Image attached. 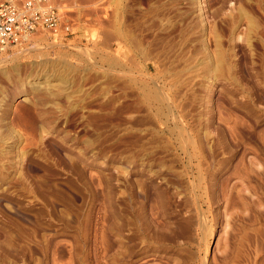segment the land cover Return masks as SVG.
I'll use <instances>...</instances> for the list:
<instances>
[{"label": "rangeland", "instance_id": "1", "mask_svg": "<svg viewBox=\"0 0 264 264\" xmlns=\"http://www.w3.org/2000/svg\"><path fill=\"white\" fill-rule=\"evenodd\" d=\"M53 1L72 32L0 54V264H264V0H128L129 49Z\"/></svg>", "mask_w": 264, "mask_h": 264}, {"label": "built area", "instance_id": "2", "mask_svg": "<svg viewBox=\"0 0 264 264\" xmlns=\"http://www.w3.org/2000/svg\"><path fill=\"white\" fill-rule=\"evenodd\" d=\"M53 0H0V54L19 45L34 33L72 32Z\"/></svg>", "mask_w": 264, "mask_h": 264}, {"label": "bare ground", "instance_id": "3", "mask_svg": "<svg viewBox=\"0 0 264 264\" xmlns=\"http://www.w3.org/2000/svg\"><path fill=\"white\" fill-rule=\"evenodd\" d=\"M112 1H114V0H112ZM131 1V0H130ZM163 1V0H162ZM177 1V0H176ZM102 2V7H101V14H102V17H101V19L102 20H104L105 19V16H107L108 14H107V9L108 8H106V0H102L101 1ZM117 2V5L115 6V10H114V17H115V39H116V43H117V46L119 47V49H125L126 47H128L127 49H129V48H131V46H133L134 44H137V40L136 39H134V42L135 43H133V38H135L134 36H137V35H135V34H133L134 33V31L133 30H136V29H139V28H141L142 27V20L140 21V19H141V17L139 18V15H141V14H144V13H141L142 11L140 10V9H138V10H136L135 8H134V5H132V4H130L129 2H128V0L126 1V0H116L115 1V3ZM128 2V3H127ZM161 2V1H160ZM131 3H135V4H137L136 2H131ZM151 3V2H150ZM158 4L156 5V6H151V7H149L150 9L148 10V12H147V16L146 17H148L149 18V20H150V25H151V27L153 28V27H156V29L154 28V30H156V31H158L157 32V34H158V38L160 37V39H162V36L163 35H171L173 32H175V30L178 28L179 29V27L178 26H176V25H178V24H173L172 22H174V21H172L171 22V19L172 18H174V13H175V15H176V13L178 12V10L180 9L179 8V6L178 5H170V3L169 4H162V3H159V2H157ZM145 4V3H144ZM179 4V3H178ZM70 5V4H69ZM110 5V4H109ZM142 5V4H141ZM151 5V4H150ZM144 6V5H143ZM61 7V6H60ZM138 7V6H137ZM113 10V9H112ZM201 10V9H200ZM62 11H63V9H62ZM255 11V10H254ZM65 12V11H64ZM100 13V12H99ZM145 16H143V17H145ZM113 17V18H114ZM233 18V17H232ZM101 20V21H102ZM144 20H146V18L144 19ZM205 20V19H204ZM204 20H202V21H204ZM227 20V19H226ZM100 21V22H101ZM105 21V20H104ZM104 21H102V23L104 22ZM113 21V20H112ZM147 21V20H146ZM193 21V20H192ZM145 22V21H144ZM227 22V21H226ZM105 23V22H104ZM203 23V22H202ZM201 23V24H202ZM229 23V22H228ZM237 23V22H236ZM205 24V23H204ZM100 25V24H99ZM146 25H148V24H146ZM196 25H197V23L195 22V27H196ZM101 26H104V24L103 25H101ZM111 26V25H110ZM144 26V25H143ZM205 26V25H204ZM112 27V26H111ZM147 27V26H146ZM182 27V26H181ZM181 27H180V29H181ZM104 28V27H103ZM151 28V29H152ZM184 28H186L185 26H184ZM191 28V27H190ZM75 29V28H74ZM106 29V28H105ZM110 29V28H109ZM148 29H150L149 27H148ZM148 29H145V31L146 30H148ZM150 29V30H151ZM193 29H194V27H193ZM202 29H204V28H202ZM111 30V29H110ZM143 30V29H142ZM149 30V31H150ZM182 30V29H181ZM191 30V29H190ZM189 30V31H190ZM198 30V29H197ZM208 30V29H207ZM138 31V30H137ZM153 31V30H152ZM156 31H154V32H156ZM204 31V30H203ZM211 31V30H210ZM102 32V31H101ZM148 32V31H147ZM180 33H181V31H179ZM186 32V31H185ZM104 34L103 35H105V36H107L106 34H105V32H103ZM176 33V32H175ZM184 33V32H183ZM102 34V33H101ZM114 34V33H113ZM141 34V33H140ZM139 34V35H140ZM143 34V33H142ZM145 34V33H144ZM152 34V33H151ZM154 34V33H153ZM152 34V35H153ZM156 34V35H157ZM211 34V33H210ZM150 35V34H149ZM173 35V34H172ZM185 35V34H184ZM212 35V34H211ZM109 36V35H108ZM111 36V35H110ZM154 36H155V34H154ZM101 37H102V35H101ZM112 37V36H111ZM142 37V36H141ZM150 37V36H149ZM165 38H166V36H164ZM163 37V38H164ZM213 37V36H212ZM105 38V37H104ZM103 37H102V39H104ZM107 38V37H106ZM151 38V37H150ZM154 38V37H153ZM157 38V37H156ZM159 39V40H160ZM211 39V38H210ZM140 40V39H139ZM145 40V39H144ZM150 40V39H149ZM163 40V39H162ZM165 40V39H164ZM106 41V40H105ZM115 41V40H114ZM141 41V40H140ZM153 41V40H152ZM175 41V40H174ZM244 41V40H243ZM104 42V41H103ZM102 41H101V43H103ZM139 42V41H138ZM147 42V41H146ZM159 42L160 41H154V42H152V43H149V46L150 47H157V46H159V49L163 46V44H164V42H160V43H162V46L160 47V45H159ZM107 43V42H106ZM110 43V42H109ZM169 43V42H168ZM170 43H172V42H170ZM103 44H105V42L103 43ZM165 44H167V43H165ZM176 44V43H175ZM105 45H107V44H105ZM105 45H103V46H105ZM111 45V44H110ZM112 46V45H111ZM138 46V45H137ZM143 46V45H142ZM167 46H169V45H167ZM166 46V47H167ZM216 46V45H215ZM165 47V48H166ZM174 47V46H173ZM212 47V46H211ZM103 48V47H102ZM141 48V47H140ZM158 48V47H157ZM170 48H171V46H170ZM175 48V47H174ZM103 49H105V48H103ZM136 49V48H135ZM143 49V48H142ZM155 49V48H154ZM121 61V60H120ZM159 95V94H158ZM158 98H159V96H157ZM128 99V98H127ZM163 100V99H162ZM23 101H26V100H23ZM167 101H169V100H167ZM120 117V116H119ZM174 119V118H173ZM149 126V125H148ZM178 162V161H177Z\"/></svg>", "mask_w": 264, "mask_h": 264}]
</instances>
